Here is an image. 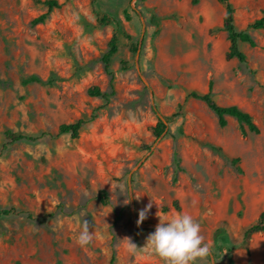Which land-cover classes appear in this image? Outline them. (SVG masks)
<instances>
[{
  "label": "rangeland",
  "instance_id": "1",
  "mask_svg": "<svg viewBox=\"0 0 264 264\" xmlns=\"http://www.w3.org/2000/svg\"><path fill=\"white\" fill-rule=\"evenodd\" d=\"M58 1L33 24L48 5L0 0V211L18 210L0 218V264H165L147 237L181 213L209 246L196 264H264V233L245 236L264 212V29L250 30L257 46L242 43L241 62L226 58L218 0ZM232 3L238 30L264 8ZM115 34L112 76L103 58ZM210 83L260 133L244 136L232 116L223 127L204 101H186ZM112 84L110 99L90 92ZM159 114L168 119L157 138ZM80 119L91 121L79 138L58 134ZM7 131L55 136L14 143ZM84 220L94 239L80 247Z\"/></svg>",
  "mask_w": 264,
  "mask_h": 264
},
{
  "label": "trees",
  "instance_id": "2",
  "mask_svg": "<svg viewBox=\"0 0 264 264\" xmlns=\"http://www.w3.org/2000/svg\"><path fill=\"white\" fill-rule=\"evenodd\" d=\"M40 3H44L48 5L49 11L46 13L41 14L40 16L36 17L33 21V24L43 23L46 22L49 18L50 11L54 8L60 7V3L58 0H36ZM199 0H193L194 3H198ZM222 4H224L226 8V14L224 17V30L228 33V37L230 40V47L229 50L226 52V58L231 60L233 58L239 59L241 62L247 61V54L242 50L241 44L242 43H249L252 46H257V42L253 38L250 33V30H261L264 29V8L262 9V14L259 18L255 21L250 23L245 30H238L236 26V9L233 6L232 0H218ZM118 51V37L115 34L110 42V47L108 52L105 54L103 60L106 67V71L113 76L111 71V58L112 56ZM213 84L210 83L209 91L206 93H199V92H191L186 97V101L190 98H195L204 101L208 107L213 110L219 118V123L221 126L225 127L228 123L227 117L232 116L234 117L238 123L240 124V128L242 134L247 136L249 132L253 133H260L261 128L258 123L255 121L254 116L239 107L238 105H221L218 101L214 98L212 94ZM90 92L92 95L101 96L105 99H110V97L114 94V84H112V91H103L99 87L94 86L91 88ZM183 107V104L180 106ZM95 116H92L93 119ZM91 119H80L73 123H64L59 127V135L62 134H70L73 138L77 139L80 137L81 132L84 126L91 121ZM167 119L168 117H163L159 114L158 122L154 129V135L159 138L163 135V133L167 129ZM7 137L12 142H20V141H35L43 136H50L54 137L55 135L51 132L44 131L41 133L40 136H34L29 134L23 133H14L12 131L6 132ZM107 191H102L101 200L104 204H107ZM18 210L16 208L11 209H4L0 211V218L4 215H9L12 213H16ZM31 219H35V216L31 212H27ZM263 232L264 233V212L259 215V218L256 222L252 223L245 232L246 238H250L254 233Z\"/></svg>",
  "mask_w": 264,
  "mask_h": 264
},
{
  "label": "clouds",
  "instance_id": "3",
  "mask_svg": "<svg viewBox=\"0 0 264 264\" xmlns=\"http://www.w3.org/2000/svg\"><path fill=\"white\" fill-rule=\"evenodd\" d=\"M152 207L139 212V224L146 219L147 211ZM94 239L88 221L80 225L75 242L80 247L89 245ZM129 252L134 254L137 246L129 240ZM145 247L155 253L165 264H196L197 258H204L209 254V246L204 243L200 234V224L191 214L181 213L172 218L160 217L155 231L147 237Z\"/></svg>",
  "mask_w": 264,
  "mask_h": 264
}]
</instances>
